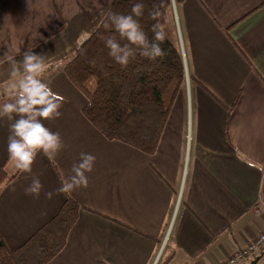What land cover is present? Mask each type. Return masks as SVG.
Wrapping results in <instances>:
<instances>
[{"label": "crops", "instance_id": "1", "mask_svg": "<svg viewBox=\"0 0 264 264\" xmlns=\"http://www.w3.org/2000/svg\"><path fill=\"white\" fill-rule=\"evenodd\" d=\"M118 1L0 0V88L12 84L4 53L42 55L41 79L64 99L62 116L43 123L65 145L52 160L38 154L32 174L23 173L8 155L9 122L0 120V167L17 172L0 192V234L14 249L48 221L67 196L55 190L89 153L87 188L68 194L85 209L48 264H220L264 231V0L173 4L187 79L152 155L105 139L63 71ZM32 176L43 185L38 198L24 191ZM257 256L264 264V248Z\"/></svg>", "mask_w": 264, "mask_h": 264}, {"label": "trees", "instance_id": "2", "mask_svg": "<svg viewBox=\"0 0 264 264\" xmlns=\"http://www.w3.org/2000/svg\"><path fill=\"white\" fill-rule=\"evenodd\" d=\"M138 2L145 5L139 22L149 39L153 37V24L158 23L164 31L166 39L161 47L166 55L156 61L137 55L126 68H121L109 56L104 40L115 36L121 44L126 41H120L114 28L105 25L103 16L108 11L129 15ZM172 7L173 0H120L111 4L63 65L67 79L87 100L81 108L84 118L105 139L121 142L147 155L156 151L176 96L187 79L178 39L170 24ZM153 9L160 13L155 20L149 15ZM225 31L228 33V28ZM189 79L197 81L193 76ZM237 99L238 95L232 107ZM227 111L229 114L231 107ZM227 123L228 116L226 136ZM16 175L17 172L10 174L4 166L0 167V192ZM81 209L85 207L67 195L57 212L14 249L7 246L0 234V264L51 262L64 249Z\"/></svg>", "mask_w": 264, "mask_h": 264}, {"label": "clouds", "instance_id": "3", "mask_svg": "<svg viewBox=\"0 0 264 264\" xmlns=\"http://www.w3.org/2000/svg\"><path fill=\"white\" fill-rule=\"evenodd\" d=\"M175 0H173V3ZM145 5L135 3L131 14L124 15L112 11L104 13L106 26L110 25L119 35L121 44L115 36L104 40L109 49V56L121 68H126L137 55L150 61L163 59L166 55L161 44L166 36L158 23L153 24L150 40L143 30L139 18L144 14ZM156 19L160 13L153 9L149 14ZM4 61L10 63L9 74L12 81L9 98L0 104V120L6 119L9 124L7 151L9 158L15 162L17 170L32 174V166L38 154H43L49 160L54 159L65 147L58 132H52L43 121H52L62 116L60 109L64 99L53 92L48 84L41 79L45 71V60L42 55L32 50L23 52L22 60L3 54ZM95 156L81 153L78 163L72 166V175L61 183L55 194L68 195L78 189L87 188L88 173H91L95 164ZM43 185L40 179L32 176L31 183L24 189L26 195L38 198ZM53 192L45 193L51 199Z\"/></svg>", "mask_w": 264, "mask_h": 264}, {"label": "built area", "instance_id": "4", "mask_svg": "<svg viewBox=\"0 0 264 264\" xmlns=\"http://www.w3.org/2000/svg\"><path fill=\"white\" fill-rule=\"evenodd\" d=\"M264 248V231L245 247L235 251L220 264H244Z\"/></svg>", "mask_w": 264, "mask_h": 264}, {"label": "rangeland", "instance_id": "5", "mask_svg": "<svg viewBox=\"0 0 264 264\" xmlns=\"http://www.w3.org/2000/svg\"><path fill=\"white\" fill-rule=\"evenodd\" d=\"M65 60H66V58H64L63 61H65ZM10 89H11L10 87H8L7 89H5V88H0V94L3 93V92H8ZM253 240H254V239H253ZM257 255H258V254H255V255L253 256L252 260H253Z\"/></svg>", "mask_w": 264, "mask_h": 264}, {"label": "water", "instance_id": "6", "mask_svg": "<svg viewBox=\"0 0 264 264\" xmlns=\"http://www.w3.org/2000/svg\"><path fill=\"white\" fill-rule=\"evenodd\" d=\"M259 259H260V256H257L253 260H251L249 264H256Z\"/></svg>", "mask_w": 264, "mask_h": 264}]
</instances>
